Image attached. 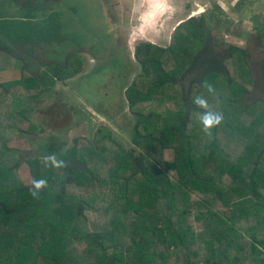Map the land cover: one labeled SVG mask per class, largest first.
Masks as SVG:
<instances>
[{"label":"trees","instance_id":"obj_1","mask_svg":"<svg viewBox=\"0 0 264 264\" xmlns=\"http://www.w3.org/2000/svg\"><path fill=\"white\" fill-rule=\"evenodd\" d=\"M61 2L0 0V51L24 60L22 79L0 84V264H264V100L250 97L247 51L217 46L204 15L179 24L166 49L138 47L141 75L128 90L136 147L107 129L67 149L46 145L25 159L33 180L48 182L31 195L19 173L36 129L29 114L54 80L84 67L70 52L83 47L66 44ZM256 31L264 48V22ZM197 96L223 114L210 136L196 122ZM49 154L67 167L47 166ZM101 211L102 229L91 230L89 214Z\"/></svg>","mask_w":264,"mask_h":264},{"label":"rangeland","instance_id":"obj_2","mask_svg":"<svg viewBox=\"0 0 264 264\" xmlns=\"http://www.w3.org/2000/svg\"><path fill=\"white\" fill-rule=\"evenodd\" d=\"M209 2L214 4L215 0H62L57 10L64 22L66 44L83 47L73 48L70 52L77 53L84 67L69 80H54L55 85L49 86L51 94L41 95L45 104L29 114V120L36 129L26 134L30 152L23 154L19 166L22 183L32 186L33 181L25 159L41 155L46 145L65 144L67 149L73 146L75 139H93L99 131L107 129L120 145L127 149L136 147L134 129L138 121L130 105L128 90L141 75L137 71L140 64L138 47L144 43L164 49L170 47L178 25L192 17H200L198 13L203 9L210 10ZM213 23L217 46L239 45L226 31L216 37L220 29L217 28V20ZM233 32L236 33L235 30ZM254 37L249 35L240 44L247 50L249 71L256 83L255 91L250 95L253 101L264 100V78L260 72L264 53ZM114 47L117 48L116 54L111 51ZM17 53L26 56L22 51ZM55 55L59 56V53L55 52ZM105 56H108L106 60ZM23 61L19 55L0 51V84L22 79ZM45 63L44 58L37 61L36 65L42 72L47 69ZM196 122L201 130L200 119ZM229 143L230 151L235 149L237 153L236 143ZM167 157L172 159L171 154ZM232 159L237 160V157ZM78 193L86 194L85 191ZM200 198L194 194V200ZM89 218L90 229L101 230L106 212L90 213ZM194 225L196 230L202 229L201 223ZM83 250L85 258L95 256L92 250Z\"/></svg>","mask_w":264,"mask_h":264},{"label":"crops","instance_id":"obj_3","mask_svg":"<svg viewBox=\"0 0 264 264\" xmlns=\"http://www.w3.org/2000/svg\"><path fill=\"white\" fill-rule=\"evenodd\" d=\"M211 3L209 2V9L211 11H205L203 9V11L198 14L206 17L211 28L214 24L213 21H218L217 28L220 29V34L218 36H221L222 33L226 31L227 35H229L232 40L239 43V45L230 44L228 46L243 49L240 44H243L244 39L246 37L249 38V35H255V42L264 53V48H262L257 41L258 31H256V28L261 27V24L264 22V0H215L214 4ZM213 7L217 9V12L216 9L213 11ZM193 10H195V8H193ZM233 30H235V34ZM232 40H230V42H232ZM263 61L261 62L260 68L262 76Z\"/></svg>","mask_w":264,"mask_h":264},{"label":"clouds","instance_id":"obj_4","mask_svg":"<svg viewBox=\"0 0 264 264\" xmlns=\"http://www.w3.org/2000/svg\"><path fill=\"white\" fill-rule=\"evenodd\" d=\"M203 87L207 89L208 93L214 94L215 89L212 84L208 83L207 81L203 82ZM193 103L201 109L205 111L202 113H198L200 122L202 124V131L206 135H211L212 129L219 126L223 121V114L220 112H215L209 109V104L207 99L202 96H197ZM44 160L47 162V166L51 167H67V164L64 160L58 159L55 154H49L44 157ZM48 182L46 179H38L32 181V188L30 189L31 195L33 197H38L40 192L47 188Z\"/></svg>","mask_w":264,"mask_h":264},{"label":"flooded vegetation","instance_id":"obj_5","mask_svg":"<svg viewBox=\"0 0 264 264\" xmlns=\"http://www.w3.org/2000/svg\"><path fill=\"white\" fill-rule=\"evenodd\" d=\"M109 4H110V3H109ZM119 7H121V9L123 8L121 4H120V6H119ZM134 9H135V8H134ZM108 12H109V11H108ZM109 13H110V12H109ZM109 16H110V15H109ZM110 19H111V17H110Z\"/></svg>","mask_w":264,"mask_h":264},{"label":"bare ground","instance_id":"obj_6","mask_svg":"<svg viewBox=\"0 0 264 264\" xmlns=\"http://www.w3.org/2000/svg\"><path fill=\"white\" fill-rule=\"evenodd\" d=\"M152 11H153V9H152ZM154 12H155V10H154ZM154 12H153V13H154Z\"/></svg>","mask_w":264,"mask_h":264},{"label":"built area","instance_id":"obj_7","mask_svg":"<svg viewBox=\"0 0 264 264\" xmlns=\"http://www.w3.org/2000/svg\"><path fill=\"white\" fill-rule=\"evenodd\" d=\"M263 14H264V11H263Z\"/></svg>","mask_w":264,"mask_h":264}]
</instances>
